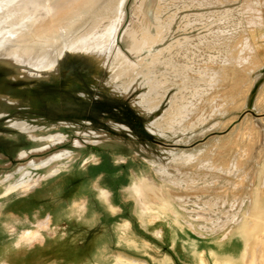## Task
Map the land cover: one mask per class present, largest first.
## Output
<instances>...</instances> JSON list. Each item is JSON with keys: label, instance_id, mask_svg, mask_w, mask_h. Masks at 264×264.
<instances>
[{"label": "rangeland", "instance_id": "rangeland-1", "mask_svg": "<svg viewBox=\"0 0 264 264\" xmlns=\"http://www.w3.org/2000/svg\"><path fill=\"white\" fill-rule=\"evenodd\" d=\"M12 1L0 14L24 0ZM115 3L93 0L74 51L55 64L19 77L0 65L7 264H198L182 237L218 243L243 221L241 264H264V0H126L103 61L80 35L110 33ZM9 23L1 51L25 34ZM29 179L37 185L24 191Z\"/></svg>", "mask_w": 264, "mask_h": 264}, {"label": "bare ground", "instance_id": "bare-ground-1", "mask_svg": "<svg viewBox=\"0 0 264 264\" xmlns=\"http://www.w3.org/2000/svg\"><path fill=\"white\" fill-rule=\"evenodd\" d=\"M126 0H116L115 12L117 19L114 26L111 28L110 33L106 36L95 37L93 30L85 31L80 35V38L90 39L93 37L94 42L89 46V53L102 57L103 61L107 60V57L111 52L116 50L114 47V35L117 31L120 20L122 17V9ZM12 0H0V11L8 4L13 3ZM93 0H24L16 5V9L8 10L6 13L0 14V43L5 36L11 35V30H5L2 25L10 24V20H13V24L10 26L13 29L14 26L25 25V34L21 41H18V45H9L5 51H1L0 45V65L9 69L13 75L19 77L24 72H31L32 68H39V63L46 61L47 65L55 64L58 58L66 52L74 51L75 38L74 36L84 30V26H78L81 18L89 11ZM71 9H68V8ZM17 18L18 23H14ZM38 19V25L35 21ZM74 27L76 30L69 34V40L59 41L57 39V32L62 31L63 26ZM84 28V29H83ZM93 31V32H92ZM110 37V41L107 38ZM74 38V39H73ZM41 42V43H40ZM118 52V51H117ZM88 54V53H87ZM117 56V54L115 55ZM121 72H125L124 68L118 67ZM120 72V73H121ZM27 79V78H26ZM159 105H157L158 107ZM156 108V107H155ZM152 109H150L151 111ZM9 128L26 135L30 140L40 142L42 139L34 136L35 129L25 122H10ZM123 130H128L125 126H120ZM64 139V138H62ZM62 156V155H61ZM70 154L66 153L64 157L69 158ZM58 158V157H56ZM59 173L58 170L53 171L52 174ZM30 179L24 184V191L29 190L37 182L30 183ZM11 191H6V195ZM100 195L102 199L107 201V193L101 191ZM58 215H62V208L58 207L55 218ZM243 221L238 227L233 230L229 238L223 239L221 242H200L194 241L187 237H182V246L185 247V253L188 256L190 263L197 262L198 264H210L213 255L218 258L217 264H241L245 259L246 254V241L241 235V230L245 226ZM224 232V230H223ZM173 243L177 244L174 233L167 234ZM226 238V237H223ZM190 246V247H188ZM196 259V260H195Z\"/></svg>", "mask_w": 264, "mask_h": 264}, {"label": "crops", "instance_id": "crops-1", "mask_svg": "<svg viewBox=\"0 0 264 264\" xmlns=\"http://www.w3.org/2000/svg\"><path fill=\"white\" fill-rule=\"evenodd\" d=\"M261 23H264V19L262 20ZM262 26V34L260 37H258V41H259V48H258V59L261 62V64L264 66V25ZM100 192H98L97 195V201L98 203L102 204V205H107L108 206V202L106 203L101 195L99 194ZM9 220L5 219L3 220V218L0 216V264H7V260L9 258V253H11L12 248L14 246L13 244V225L8 223ZM11 249V251H10ZM5 254V255H4Z\"/></svg>", "mask_w": 264, "mask_h": 264}]
</instances>
